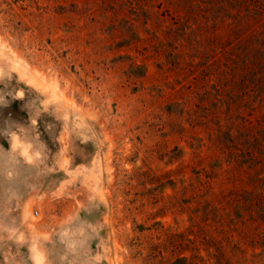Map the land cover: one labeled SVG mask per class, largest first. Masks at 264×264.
<instances>
[{
	"label": "rangeland",
	"instance_id": "1",
	"mask_svg": "<svg viewBox=\"0 0 264 264\" xmlns=\"http://www.w3.org/2000/svg\"><path fill=\"white\" fill-rule=\"evenodd\" d=\"M216 1L0 0V264H264V12Z\"/></svg>",
	"mask_w": 264,
	"mask_h": 264
},
{
	"label": "trees",
	"instance_id": "2",
	"mask_svg": "<svg viewBox=\"0 0 264 264\" xmlns=\"http://www.w3.org/2000/svg\"><path fill=\"white\" fill-rule=\"evenodd\" d=\"M264 3V2H261ZM180 0H169V5L176 15H180V12L183 8ZM208 4H213L208 2ZM214 9L219 8L222 11V18L231 17L234 19H248L247 16L250 15L256 18L257 13L261 14L264 12V5H256L255 0H217L215 2ZM260 4V3H259ZM191 6L194 7V4L191 3ZM212 9V7H210ZM236 17V18H235ZM244 17V18H243ZM261 21V16H258ZM223 28V27H222ZM260 49L264 51V40L260 43ZM261 72L264 73V70L261 69ZM247 136V134H246ZM248 142L242 144V140L235 141V153L233 154V160L235 162L243 163L246 166L248 175H251V178L256 180H261V174L264 172V133L257 132L254 135L247 136ZM261 168V169H259ZM245 173V172H244Z\"/></svg>",
	"mask_w": 264,
	"mask_h": 264
}]
</instances>
